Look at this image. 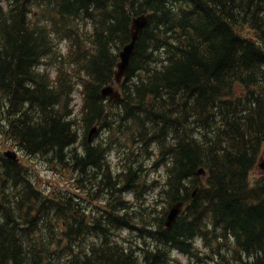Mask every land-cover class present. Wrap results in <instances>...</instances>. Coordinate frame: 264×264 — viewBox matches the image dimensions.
I'll list each match as a JSON object with an SVG mask.
<instances>
[{
	"label": "trees",
	"instance_id": "obj_1",
	"mask_svg": "<svg viewBox=\"0 0 264 264\" xmlns=\"http://www.w3.org/2000/svg\"><path fill=\"white\" fill-rule=\"evenodd\" d=\"M0 2V264H264V0Z\"/></svg>",
	"mask_w": 264,
	"mask_h": 264
},
{
	"label": "water",
	"instance_id": "obj_2",
	"mask_svg": "<svg viewBox=\"0 0 264 264\" xmlns=\"http://www.w3.org/2000/svg\"><path fill=\"white\" fill-rule=\"evenodd\" d=\"M150 22V14H142L133 18L131 25V40L126 44L120 51L119 57L120 61L117 64V70L115 71V84L108 85L102 89V95L109 98L111 102H117L122 99V94L120 91V86L123 83L124 78L130 72L132 60L136 52L137 44L140 35L147 29ZM98 128L95 127L89 135V140L93 138ZM4 156L14 162H20L18 153L12 150H8L4 153ZM259 168L264 171V160L259 163ZM199 174L205 178L206 172L204 169L199 170ZM200 187H197L192 195V198H196ZM185 202L179 201L172 205L171 209L165 220V226L170 229L173 227L174 223L178 217L182 214L185 208Z\"/></svg>",
	"mask_w": 264,
	"mask_h": 264
},
{
	"label": "rangeland",
	"instance_id": "obj_3",
	"mask_svg": "<svg viewBox=\"0 0 264 264\" xmlns=\"http://www.w3.org/2000/svg\"><path fill=\"white\" fill-rule=\"evenodd\" d=\"M1 4H2V6H4L5 3L1 2ZM61 48H65V45L64 44L61 45ZM63 52L67 53V50L65 49V51H63ZM52 75H54V72H52ZM74 97L76 98V103L80 102L78 91L74 94ZM97 137H98V135H95L94 139H97ZM8 150L17 151L19 153L20 159L23 160L24 163H26L28 166H30V168L32 170L35 168L39 172L40 178L43 180V182H44L43 184H45L44 187H47L50 184L60 185V188H65V187L71 186V188L74 192L77 191L76 187L74 186L76 176H72V174H69L68 175L69 178L60 179L61 177H59L57 175V172L52 170L51 166L43 158H41V157L28 158L17 147H7L3 150V153L5 151H8ZM111 157L113 159L114 158L116 159V155H111ZM262 159H264V157H262L260 160H262ZM263 174H264V172L258 167L252 174L253 180L261 177ZM128 198H132L131 195H128ZM78 200L80 202H82V205H79V208H81L83 212L87 213V212L92 211L91 204L84 202L85 201L84 199L78 198ZM77 208H78V206H77ZM175 256H179L184 264H189L188 260L185 257L181 256L180 253L175 252Z\"/></svg>",
	"mask_w": 264,
	"mask_h": 264
},
{
	"label": "bare ground",
	"instance_id": "obj_4",
	"mask_svg": "<svg viewBox=\"0 0 264 264\" xmlns=\"http://www.w3.org/2000/svg\"><path fill=\"white\" fill-rule=\"evenodd\" d=\"M189 183V182H188ZM195 190V189H194ZM166 220V219H165Z\"/></svg>",
	"mask_w": 264,
	"mask_h": 264
}]
</instances>
